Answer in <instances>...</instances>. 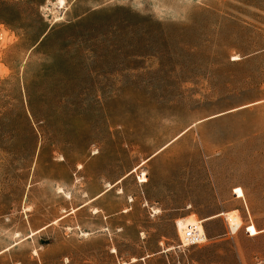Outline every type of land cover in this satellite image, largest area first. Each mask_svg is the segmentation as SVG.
I'll list each match as a JSON object with an SVG mask.
<instances>
[{"label": "rangeland", "instance_id": "obj_1", "mask_svg": "<svg viewBox=\"0 0 264 264\" xmlns=\"http://www.w3.org/2000/svg\"><path fill=\"white\" fill-rule=\"evenodd\" d=\"M63 1L0 0V264H264V0Z\"/></svg>", "mask_w": 264, "mask_h": 264}, {"label": "bare ground", "instance_id": "obj_2", "mask_svg": "<svg viewBox=\"0 0 264 264\" xmlns=\"http://www.w3.org/2000/svg\"><path fill=\"white\" fill-rule=\"evenodd\" d=\"M63 0H57V3L59 5H63ZM108 189V188H107ZM107 189H105L104 191H106ZM103 191V192H104ZM73 211V210H72ZM219 215L224 216L227 225L229 227V229L231 231H235L238 226L240 225V219L239 216L234 212H222ZM62 217V216H61ZM60 217V218H61ZM202 220L200 221H195L193 218L191 217H187V218H182V219H178L176 220V228L179 234H182L183 229L188 225V224H196L199 228L200 231L203 232L202 226H201ZM204 233V232H203ZM32 234V233H31Z\"/></svg>", "mask_w": 264, "mask_h": 264}, {"label": "built area", "instance_id": "obj_3", "mask_svg": "<svg viewBox=\"0 0 264 264\" xmlns=\"http://www.w3.org/2000/svg\"><path fill=\"white\" fill-rule=\"evenodd\" d=\"M205 241V234L196 224H188L182 232L181 242L184 245H196Z\"/></svg>", "mask_w": 264, "mask_h": 264}]
</instances>
